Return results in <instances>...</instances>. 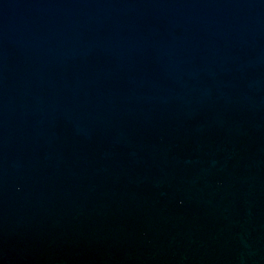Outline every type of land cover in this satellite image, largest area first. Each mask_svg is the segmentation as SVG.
<instances>
[{
    "label": "water",
    "instance_id": "water-1",
    "mask_svg": "<svg viewBox=\"0 0 264 264\" xmlns=\"http://www.w3.org/2000/svg\"><path fill=\"white\" fill-rule=\"evenodd\" d=\"M0 264H264V0H0Z\"/></svg>",
    "mask_w": 264,
    "mask_h": 264
}]
</instances>
